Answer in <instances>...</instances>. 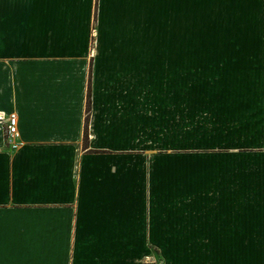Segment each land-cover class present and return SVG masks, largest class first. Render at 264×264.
<instances>
[{
    "label": "crops",
    "instance_id": "crops-1",
    "mask_svg": "<svg viewBox=\"0 0 264 264\" xmlns=\"http://www.w3.org/2000/svg\"><path fill=\"white\" fill-rule=\"evenodd\" d=\"M196 117L264 153V0H0V264H264L205 242Z\"/></svg>",
    "mask_w": 264,
    "mask_h": 264
},
{
    "label": "rangeland",
    "instance_id": "rangeland-1",
    "mask_svg": "<svg viewBox=\"0 0 264 264\" xmlns=\"http://www.w3.org/2000/svg\"><path fill=\"white\" fill-rule=\"evenodd\" d=\"M88 89L89 85H87V91ZM191 122L192 127L188 129L187 133L180 127L177 143L182 151L180 158L194 159L197 165L201 164L199 160L204 158H209L212 161L209 183L207 182L208 178L202 176V167L199 165L196 170H200V173L195 174L196 183L194 185L196 191L209 192V194H205L204 200H195L196 206L201 202L205 203V207H208L209 204L210 208V239L205 242H244V254H250V248H247L248 242H261L259 248L264 251V153L258 155L250 152L254 145L249 142V139L241 140L236 145L233 139H240V136H220L214 133V129L209 132V129L203 126L201 118L196 117ZM174 137L173 143L175 142ZM224 137L227 142L240 148V151L227 154L229 162L233 160L234 164L236 159V168L228 163V166L225 167L226 175H219L218 171L222 168L218 164V154L209 153L204 156L203 153L217 147L220 139ZM171 142L170 133H164V145L170 146ZM235 169L236 174H234ZM214 171L216 172L213 173ZM223 191L227 192L226 197L222 195ZM234 195L235 197H233ZM200 206L202 207V205ZM236 212L237 217L240 216V220L235 226L234 213ZM224 213L227 214L228 229L225 230L226 233L220 225L222 224L220 218L224 216ZM152 254L155 252L152 251Z\"/></svg>",
    "mask_w": 264,
    "mask_h": 264
},
{
    "label": "built area",
    "instance_id": "built-area-1",
    "mask_svg": "<svg viewBox=\"0 0 264 264\" xmlns=\"http://www.w3.org/2000/svg\"><path fill=\"white\" fill-rule=\"evenodd\" d=\"M2 119H0L1 121ZM5 128L4 134L8 142H11L17 136V125L16 118L14 114H9L8 117L4 120Z\"/></svg>",
    "mask_w": 264,
    "mask_h": 264
},
{
    "label": "trees",
    "instance_id": "trees-1",
    "mask_svg": "<svg viewBox=\"0 0 264 264\" xmlns=\"http://www.w3.org/2000/svg\"><path fill=\"white\" fill-rule=\"evenodd\" d=\"M89 95H90V92H89V89L87 91V105L89 104ZM83 138H84V141L86 140L87 138V134H86V130L84 129V135H83Z\"/></svg>",
    "mask_w": 264,
    "mask_h": 264
}]
</instances>
